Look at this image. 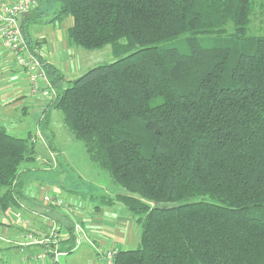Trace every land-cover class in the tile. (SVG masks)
<instances>
[{
  "label": "trees",
  "instance_id": "obj_1",
  "mask_svg": "<svg viewBox=\"0 0 264 264\" xmlns=\"http://www.w3.org/2000/svg\"><path fill=\"white\" fill-rule=\"evenodd\" d=\"M42 1L56 5L51 22L71 18L74 47L111 46L117 58L74 82L41 59L56 90L45 118L62 111L121 189L97 199L140 227L141 247L116 251L112 264H264V37L247 38L264 1ZM202 36L223 39L206 46ZM33 135L0 127L3 215L22 206ZM66 227L60 254L76 246Z\"/></svg>",
  "mask_w": 264,
  "mask_h": 264
},
{
  "label": "rangeland",
  "instance_id": "obj_2",
  "mask_svg": "<svg viewBox=\"0 0 264 264\" xmlns=\"http://www.w3.org/2000/svg\"><path fill=\"white\" fill-rule=\"evenodd\" d=\"M258 2L255 13H253L251 18L252 23L249 27L247 38L264 37V9L261 6L262 3L260 1ZM31 13L23 16L30 15ZM54 16V14L47 16L40 15L37 19V23L29 27V31H31L30 34H33V37L45 36V38H50L49 40L53 42L56 40V35L62 37V34L69 29L66 28V26L69 24L70 20L65 21L62 25H52L50 21ZM19 23H21V18L19 19ZM233 30V25L227 26L229 34L233 32ZM52 36L54 38H51ZM201 39L206 46H215L223 38L202 36ZM41 52L42 49L40 48V53ZM41 55L44 57V53ZM115 56L111 46L97 51H87L73 46L71 58L75 62L76 68L70 66V71L67 72L66 78L70 82H74L77 79L79 80L80 77L95 67L114 63L117 60ZM59 68L63 69L62 64H59ZM48 101L50 100L43 98L33 101L29 99L25 104L27 107L26 113H24L22 109L16 110L13 107L14 104L3 106L2 111H0V127L6 128L10 135L20 138H26L25 136H27L28 133H22L24 130L28 131L30 129V132H32L31 134H34V137L32 136L33 139L39 137L42 139V142L36 145L37 147L35 148L37 151L44 152V155L42 157L38 155L34 162L25 164L27 170L25 173H20V180L23 183L22 187H24L23 192H25L26 198H31L32 194L37 197H34L30 203L28 202L29 200H24L21 205L24 207L28 205L29 208H37L39 212H46L47 210H44V208H39L45 205L49 208L65 211L71 217H74L73 205H71L70 210L63 209L62 207H54L43 201L44 195L51 196L53 193H57L69 207L70 203L67 201L71 199V196L78 195L77 197L81 202L86 203L89 207H95L98 204H102L100 199L98 200L97 198L114 197L116 194L120 193L121 189L111 183L112 181L105 171L99 169L88 159L89 156L85 147H83V143L76 140L64 124L62 111L56 109L51 110L47 119L45 118V109L47 108ZM114 208L127 212V210L121 206H115ZM1 216L2 213H0V224L3 223L6 225V228L0 225V264H32L28 262L32 257L36 258L37 254L46 253V251H48L45 247L30 245L29 236L35 235L36 233H47L54 227V224L50 225L49 230L41 232L35 231L32 228L33 224H35V219L31 215H22L23 220L19 224H16L18 218L17 212L13 210L9 211L7 215L5 214L4 218H1ZM60 224L62 227H64L63 225H67L66 222H59V225ZM16 231H18L19 234H16ZM139 231L140 227L135 224L131 242L123 249L137 250L141 247V233ZM73 235H75L76 238V246L72 253L62 254L61 257H57L56 255L57 260L55 261L54 255L50 263L47 261L44 263L109 264L104 255L106 248L103 249V246L107 245L105 241L99 240L97 242L98 245L89 242V240L87 243L81 244L79 239L83 235H80L76 230H74ZM65 236L66 235L63 233L62 237ZM115 241H117V239L114 240V243L117 244Z\"/></svg>",
  "mask_w": 264,
  "mask_h": 264
},
{
  "label": "crops",
  "instance_id": "obj_3",
  "mask_svg": "<svg viewBox=\"0 0 264 264\" xmlns=\"http://www.w3.org/2000/svg\"><path fill=\"white\" fill-rule=\"evenodd\" d=\"M18 0H0V4L5 2H16ZM41 4V12H44L42 15L47 16L50 14H54L53 5L55 4L53 1L49 4L46 3V1H40ZM48 6L52 8H48ZM48 11V13H47ZM40 14V13H39ZM41 15V14H40ZM34 16L27 15L21 17V26L26 34V37L28 38L29 42L35 47H39L42 49V53H44V57L42 60H44L47 64L53 65L56 67L60 72L67 77V72L70 71V66H73L76 68V64L71 58V50H72V43L69 40V34L68 31L64 32L62 34L63 36L60 37L59 35H56V40L54 43L52 40H49L45 38V36H36L33 37V34H30L31 31H29V27L32 24H36V21H33ZM53 20V19H52ZM51 20V21H52ZM72 21L71 18L65 20V21ZM50 21V23H51ZM64 22H52V25H62ZM69 21V24L66 26V28H70L72 26L71 22ZM69 30V29H68ZM33 33V31H32ZM51 38H54L53 36ZM49 40V41H48ZM53 43H51V42ZM67 54V56H66ZM14 60L12 59L9 52L4 49L1 41H0V111H2L3 106L7 104H14V108L16 110L22 109L24 113L27 112V107L25 106L26 102L30 100H35L39 98H35V96L31 95V87L29 86L27 75L24 74L25 72L19 68ZM59 64H62L63 69L59 68ZM49 104V101L47 102ZM47 104V106H48ZM47 109V108H46ZM31 134L30 129L24 130L22 134ZM27 134V135H28ZM27 137V136H25ZM43 153V154H42ZM42 157L44 155V152L37 151L36 157ZM24 189V188H23ZM24 191V190H23ZM55 197L61 198V196L57 193L52 194ZM78 195L71 196V199H69L67 202L70 203V205H73L74 208V217H71L67 212L60 211L58 209H53L46 207L43 205V207H39L41 209L44 208V210H47L46 212H39L37 211V208H29L28 205L26 207L21 206V208L13 210L14 212H17L18 218L16 220V224L20 223L23 219L22 215L28 214L34 217L35 224H33V229L35 231H47L50 229V225L59 222H66L68 224H72L74 227L77 224H80L82 230H83V241L82 243H96L95 245H98L97 242L99 240L105 241L107 245V248H113L115 251L124 250L123 248L128 246L131 242L132 238V232L135 227V223L132 220L129 213H127L124 210H118V208H114L111 206H107L104 204H98L95 207L88 206L86 203H83L79 200L77 197ZM34 197H37L36 195L32 194V197L26 198V194L24 192V200H29L28 202L32 201ZM26 208V209H24ZM47 208V209H46ZM24 209V210H23ZM1 218H4V215L2 214ZM3 227V223H1ZM61 225V224H60ZM66 225V226H67ZM65 228H67L65 225H63ZM63 227V228H64ZM16 234H19L18 231H16ZM117 239V244L114 243V240ZM108 242V243H107ZM44 253H39L38 255H42ZM50 263L51 256L49 255L47 260H44ZM30 262V261H28ZM26 262V263H28ZM32 264H45L44 262H31ZM30 264V263H28Z\"/></svg>",
  "mask_w": 264,
  "mask_h": 264
},
{
  "label": "built area",
  "instance_id": "obj_4",
  "mask_svg": "<svg viewBox=\"0 0 264 264\" xmlns=\"http://www.w3.org/2000/svg\"><path fill=\"white\" fill-rule=\"evenodd\" d=\"M38 7L37 0H18L16 2H5L0 4V41L9 54L11 55L13 62L21 68L27 75L29 86L31 87V95L43 99L53 100L56 96V90L54 89L52 82L50 81L46 70L43 67L40 48L32 46L29 42L26 34L19 24V19L28 13H31ZM42 142L41 137L33 139V143L39 145ZM43 201L51 204L54 207L65 208L70 210L66 202L59 197L53 195H44ZM65 202V203H64ZM67 211V210H66ZM74 229L83 234V230L80 224H77ZM66 234L64 228L54 223V227L49 232L29 236V243L33 246H41L48 249L46 253L32 257L30 262H45L48 256L55 255V260L62 254L58 252V247L61 242L62 235ZM62 234V235H61ZM83 236L79 239L82 244ZM106 248L104 255L105 259L112 264L113 257L116 251L113 248ZM57 255V257H56Z\"/></svg>",
  "mask_w": 264,
  "mask_h": 264
}]
</instances>
